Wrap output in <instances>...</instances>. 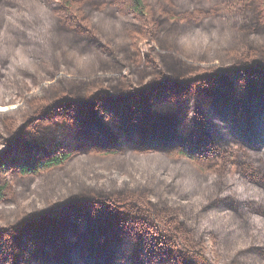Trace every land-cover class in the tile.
Returning <instances> with one entry per match:
<instances>
[{"label":"trees","instance_id":"16d2710c","mask_svg":"<svg viewBox=\"0 0 264 264\" xmlns=\"http://www.w3.org/2000/svg\"><path fill=\"white\" fill-rule=\"evenodd\" d=\"M0 264H264V0H0Z\"/></svg>","mask_w":264,"mask_h":264},{"label":"rangeland","instance_id":"374dc122","mask_svg":"<svg viewBox=\"0 0 264 264\" xmlns=\"http://www.w3.org/2000/svg\"><path fill=\"white\" fill-rule=\"evenodd\" d=\"M118 177H119V178H122V176H120V175H119Z\"/></svg>","mask_w":264,"mask_h":264}]
</instances>
